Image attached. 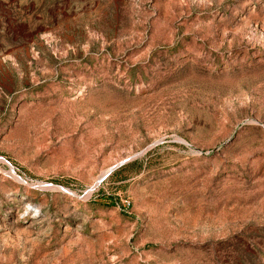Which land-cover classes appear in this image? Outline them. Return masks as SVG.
<instances>
[{
	"label": "rangeland",
	"instance_id": "obj_1",
	"mask_svg": "<svg viewBox=\"0 0 264 264\" xmlns=\"http://www.w3.org/2000/svg\"><path fill=\"white\" fill-rule=\"evenodd\" d=\"M0 264H264V0H0Z\"/></svg>",
	"mask_w": 264,
	"mask_h": 264
},
{
	"label": "bare ground",
	"instance_id": "obj_2",
	"mask_svg": "<svg viewBox=\"0 0 264 264\" xmlns=\"http://www.w3.org/2000/svg\"><path fill=\"white\" fill-rule=\"evenodd\" d=\"M12 170V169H11ZM108 172H109V170H108ZM107 171L104 173L105 175H106V173H108ZM102 174V176H104V174L103 173H101ZM100 179V178H99ZM96 182H97V180H96Z\"/></svg>",
	"mask_w": 264,
	"mask_h": 264
},
{
	"label": "water",
	"instance_id": "obj_3",
	"mask_svg": "<svg viewBox=\"0 0 264 264\" xmlns=\"http://www.w3.org/2000/svg\"><path fill=\"white\" fill-rule=\"evenodd\" d=\"M114 168H115V167H112V168L110 169V171H112ZM110 171H109V172H110Z\"/></svg>",
	"mask_w": 264,
	"mask_h": 264
},
{
	"label": "trees",
	"instance_id": "obj_4",
	"mask_svg": "<svg viewBox=\"0 0 264 264\" xmlns=\"http://www.w3.org/2000/svg\"><path fill=\"white\" fill-rule=\"evenodd\" d=\"M129 165V164H128Z\"/></svg>",
	"mask_w": 264,
	"mask_h": 264
}]
</instances>
